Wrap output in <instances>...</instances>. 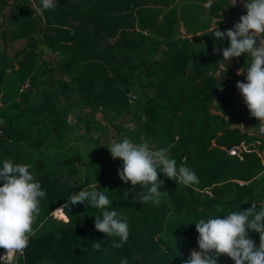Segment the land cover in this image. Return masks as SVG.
<instances>
[{
  "label": "trees",
  "instance_id": "trees-1",
  "mask_svg": "<svg viewBox=\"0 0 264 264\" xmlns=\"http://www.w3.org/2000/svg\"><path fill=\"white\" fill-rule=\"evenodd\" d=\"M208 1L211 4L205 8ZM247 4L262 10L258 23L264 24V1ZM39 6L42 18L23 9L25 17L15 37H27V43L33 44V36L43 30L58 33L47 42L63 54L72 52L63 68L94 63L87 70L90 75L109 72L119 79V64L135 66L154 92L142 106L146 124L172 145L174 163L189 174L190 184L166 173L155 162V155L143 149L141 154L152 173L145 178L142 200H157L154 207L144 211L128 208L124 191L114 186V200L97 217L87 218L77 215L75 205L69 206L80 191L66 190L70 199L64 208L70 224L39 238L28 237L23 243L26 264H39L45 258L59 264H195L189 255L191 248L200 253L201 264H260L251 252L259 245L264 247L262 164L254 152L241 151V160L227 155L241 142L255 138L230 129L225 118L235 99L218 94L222 84L212 78L225 57L243 58L247 46L239 42L241 31L233 34L220 29L221 41L207 40L203 34L208 28L199 26L196 17L200 10L216 17L230 8L231 0H41ZM233 13L238 16L237 11ZM182 28L189 38L180 35ZM161 46L163 51L155 56ZM13 54L16 70L5 53L0 57V81L5 83L8 69L12 72L8 78L15 79L6 80L7 95L15 91L14 82L19 88L36 76L34 58ZM94 82L90 80L87 93ZM259 86L258 82L253 86L250 97L251 105L257 104L255 98L260 104L257 116L264 114V84ZM60 92L63 98L75 92L80 101L89 100L82 97V91L65 85ZM213 102L215 115L210 113ZM43 131L39 130L30 148L41 146ZM3 133L0 141L7 146L0 143V187L9 183L17 191L28 189L29 200L62 196L60 189L65 185L57 178L40 176L28 183L20 155L9 147L15 145L9 144L12 137L4 129ZM260 149H264V134ZM80 161L75 153L61 164ZM235 181L247 184L239 187ZM4 223L0 216V250L9 245Z\"/></svg>",
  "mask_w": 264,
  "mask_h": 264
},
{
  "label": "rangeland",
  "instance_id": "rangeland-1",
  "mask_svg": "<svg viewBox=\"0 0 264 264\" xmlns=\"http://www.w3.org/2000/svg\"><path fill=\"white\" fill-rule=\"evenodd\" d=\"M247 3L256 5L257 0H232L230 8L225 7L216 17L208 15L205 10L198 11L196 17L200 18L199 26L208 28L204 37L215 43L222 39L220 29L233 34L242 32V41H238L247 46V55L243 58L225 57L218 70L212 73V78L222 84L218 94L233 95L235 99L236 104L225 118L231 124L230 129L257 139L259 128L264 126V114L255 115L260 104L255 98L257 104L251 105L250 97L257 82L259 89L264 84V40L261 38L264 24L258 23L262 10L249 8ZM36 5L40 14V3ZM24 8L35 11L31 6H25L24 0H0V15L3 16L0 34L4 38L15 39L12 45H6V50L0 44V57L3 53L9 56L19 52L23 59L34 58V67L38 68L35 78L27 82L29 88L22 92H19L18 82H14L15 91L7 95L10 86L6 80H15L13 76L8 78L9 73H5V83L0 81V129L12 137L9 144L15 145L9 147L20 155V166L27 171L28 183L31 178L37 180L40 176H47L57 178L65 189H60V197L29 200L26 198L28 189L17 191L9 183L0 187V216L5 219L9 242L5 249L0 250V264H26L23 243L28 237L39 238L51 229L55 232L62 225L70 224L66 216L68 210L64 208V202L70 199V192L66 190L80 191L69 206L75 205L77 215L87 218L97 217L114 200V186L124 191L128 208L138 210L142 207L141 211H144L154 207L157 200L147 203L142 200L145 178L152 173L151 166L141 154L143 149L155 155V162L162 165L166 173L185 185L190 184L189 174L182 172L181 167L174 163L172 145L146 124V111L142 106L154 92L147 87L145 77L135 66L119 64V79L109 72L106 76L99 72L90 75L87 70L93 69L94 63H78L63 68L62 64L72 59V52L63 54L58 47H49L47 42L58 37V33L43 30L33 36V44L27 43V37H15L9 23L10 15L16 21L13 26L19 25L25 17ZM233 11H237L238 16H234ZM191 19L190 16L188 22ZM180 35L189 38L184 28ZM8 42L6 38L4 43ZM162 51L161 46L155 56ZM2 65L0 61L1 69ZM90 80L95 82L91 93H87ZM83 83L85 86H81ZM63 85L72 91H82V97L88 96L89 100L80 101L79 94L75 92H69L66 99L63 98L60 92ZM102 88L104 92L99 95ZM215 107L213 102L212 115L218 114ZM42 128L44 131L39 136L41 146L30 148L29 144ZM0 143L7 146L2 140ZM75 153L81 157L79 163L61 164ZM14 226L22 244L15 240L11 231ZM251 253L254 259L264 264L263 246L254 247ZM202 262L201 257V262L194 263ZM39 264L59 263L45 258Z\"/></svg>",
  "mask_w": 264,
  "mask_h": 264
},
{
  "label": "built area",
  "instance_id": "built-area-1",
  "mask_svg": "<svg viewBox=\"0 0 264 264\" xmlns=\"http://www.w3.org/2000/svg\"><path fill=\"white\" fill-rule=\"evenodd\" d=\"M25 1V6H31V8L35 11L34 15L37 16H41V14L38 13L37 11V5L41 2V0H24ZM232 1V0H231ZM264 1V0H261ZM211 2H208L205 4L206 8H208L210 6ZM27 88H29V84L25 83L23 86L20 87V92L26 90ZM132 99H135L134 96L131 97ZM264 134V126H261L259 128V137H257V139L253 140L250 143H247L245 141L241 142L240 145H238V147L236 148H232L231 150L227 151V155L230 157H235L238 158L239 160H241V156H240V152L241 151H245V152H254L257 157L260 159L261 164H262V172L261 175H264V149H260L262 146V136ZM4 133L3 130L0 129V137H3ZM9 142H12L11 140H9ZM235 184H237L239 187H242L244 185H246L247 183L242 182V181H235ZM255 204H252V208H254ZM264 212V209H263ZM14 229H11V231H13V234L15 235V240L19 241L20 244H22V240L19 238L18 235V231H16L15 229H17L15 226L13 227ZM189 255L190 258L192 259L193 262L195 263H199L201 262V255L198 252V250L196 248H191L189 250Z\"/></svg>",
  "mask_w": 264,
  "mask_h": 264
},
{
  "label": "crops",
  "instance_id": "crops-1",
  "mask_svg": "<svg viewBox=\"0 0 264 264\" xmlns=\"http://www.w3.org/2000/svg\"><path fill=\"white\" fill-rule=\"evenodd\" d=\"M2 19H3V16H1L0 15V20H1V22H2ZM17 19V18H16ZM13 22H15V24H16V21H13V18H12V16L10 15V21H9V23L12 25V31L15 33V34H17L18 33V30H17V25H15V26H13ZM6 38H8L9 39V41L10 42H8L7 44L6 43H4V40L6 39ZM15 39H13V38H9V37H3V35H1L0 34V44L1 45H3V47H4V50H6V45H12L13 44V41H14ZM12 42V43H11ZM7 49H8V51L10 50V48H8V46H7ZM11 54H9V56L7 55V57H8V59L14 64V70H16L17 69V65H16V63L13 61L14 60V58H13V55H11ZM37 68L38 67H36L35 68V70H37ZM6 73H9V74H11L12 72H11V70L10 69H8V70H6ZM7 76V75H6ZM21 87V86H20ZM20 90V89H19ZM20 92V91H19Z\"/></svg>",
  "mask_w": 264,
  "mask_h": 264
},
{
  "label": "bare ground",
  "instance_id": "bare-ground-1",
  "mask_svg": "<svg viewBox=\"0 0 264 264\" xmlns=\"http://www.w3.org/2000/svg\"><path fill=\"white\" fill-rule=\"evenodd\" d=\"M5 251H7V250H5ZM7 253V252H6Z\"/></svg>",
  "mask_w": 264,
  "mask_h": 264
}]
</instances>
